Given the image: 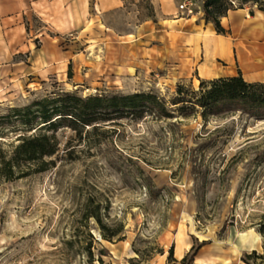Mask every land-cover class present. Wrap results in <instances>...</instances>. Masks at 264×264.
<instances>
[{
    "label": "rangeland",
    "instance_id": "obj_1",
    "mask_svg": "<svg viewBox=\"0 0 264 264\" xmlns=\"http://www.w3.org/2000/svg\"><path fill=\"white\" fill-rule=\"evenodd\" d=\"M123 2L121 9L103 17L116 39L137 35L146 21L157 28L163 19L160 0ZM238 30L236 26L235 33L243 39L241 52L255 57L263 43L257 25ZM172 37L167 34V54L189 57L170 45ZM91 49L100 48L94 44ZM78 50L91 58L71 82L0 73V117L59 89L82 97L154 91L169 99L178 83L197 90L202 80L196 72L178 79L176 64L182 61L136 74V69L103 68L102 52ZM132 52L120 48L115 56H124L126 64L135 67ZM103 130L106 134L91 140L93 147L77 143L70 131H60L62 145L52 158L54 167L14 182L0 181V264H99L97 257L88 261L83 251L88 228L82 209L88 199L100 203L104 224L124 225L125 240L109 242L101 239L95 221L90 222L98 249L105 251L104 264H168L173 246L181 257L195 240L210 241L195 264H241L244 252H263L256 225L264 223V118L239 112L206 124L201 117L122 120ZM7 134L0 138L5 148L16 140L15 133Z\"/></svg>",
    "mask_w": 264,
    "mask_h": 264
},
{
    "label": "crops",
    "instance_id": "obj_2",
    "mask_svg": "<svg viewBox=\"0 0 264 264\" xmlns=\"http://www.w3.org/2000/svg\"><path fill=\"white\" fill-rule=\"evenodd\" d=\"M123 1L0 0V73L19 79L31 77L41 82H46L49 77L61 78L62 81L67 78L71 82L79 71H85L89 66L85 62L91 56L78 50L84 47V51L91 55L102 52L103 68L112 70L120 67L126 71L136 69V74L140 69L154 72L167 62L182 61V64H176L178 79L190 78L195 72L202 80L233 77L239 74L240 69L248 82L264 83L263 13L256 12L252 16L249 9L230 12L222 20L229 31L227 37L218 35L214 26L203 20L204 0H160L163 19L158 27L146 21L137 35L125 34L119 38L130 39L120 40L108 33L112 30L104 25L103 17L121 9ZM188 2L193 5L190 14L179 9L180 5ZM249 25H257L258 36L263 42L258 48L260 53L255 57L241 52L243 48L239 42L243 39L235 33L236 26L241 32ZM167 34H173L171 46L174 43L178 52L183 51L180 54L190 56L176 59L177 55H168ZM66 39L69 43L64 44ZM94 44L100 48L98 51L91 49ZM125 47L133 51V58L138 63L135 67L127 65L124 56L117 60L115 51ZM252 62H255L254 66ZM70 65L73 68L71 79L68 77ZM88 71L92 72L91 68ZM186 244L190 248V243ZM175 251L178 260L186 255L184 252L178 257Z\"/></svg>",
    "mask_w": 264,
    "mask_h": 264
},
{
    "label": "trees",
    "instance_id": "obj_3",
    "mask_svg": "<svg viewBox=\"0 0 264 264\" xmlns=\"http://www.w3.org/2000/svg\"><path fill=\"white\" fill-rule=\"evenodd\" d=\"M242 9H249L252 16L256 12L264 14V0H204L203 20L212 24L218 35L226 36L229 31L222 24L223 18ZM68 77H73L72 65ZM239 112L264 118V83L248 82L241 72L233 77L201 80L197 90L180 82L169 99L154 91L82 97L59 89L31 105L11 108L9 115L0 117V138L6 139L7 133L16 134V140L9 148H5L4 141L0 140V181L14 182L54 167L52 158L59 154L62 145L60 131H70L77 143L86 142L93 147L91 140L100 133L106 134L105 126L122 120L137 123L146 119L161 122L201 117L206 124L212 118ZM11 123L15 124L12 129L5 127ZM72 141L67 143L69 147ZM82 212L88 228L83 247L85 256L90 262H95L97 257L99 264H104L105 251L98 249L100 243L89 229L90 222L95 221L101 239L109 242L125 240L124 225L111 227L104 224L101 205L93 199L86 201ZM256 226L263 237V252H244L241 264H264V223ZM209 243L195 240L180 260L175 258L173 246L168 264H195L199 251Z\"/></svg>",
    "mask_w": 264,
    "mask_h": 264
},
{
    "label": "built area",
    "instance_id": "obj_4",
    "mask_svg": "<svg viewBox=\"0 0 264 264\" xmlns=\"http://www.w3.org/2000/svg\"><path fill=\"white\" fill-rule=\"evenodd\" d=\"M192 6L193 5L190 2H188V3H184V4L180 5L179 9H180V11H182L186 14H190V13H192V10H191Z\"/></svg>",
    "mask_w": 264,
    "mask_h": 264
},
{
    "label": "bare ground",
    "instance_id": "obj_5",
    "mask_svg": "<svg viewBox=\"0 0 264 264\" xmlns=\"http://www.w3.org/2000/svg\"><path fill=\"white\" fill-rule=\"evenodd\" d=\"M178 251H179V254L181 255L182 254L181 240H179Z\"/></svg>",
    "mask_w": 264,
    "mask_h": 264
}]
</instances>
